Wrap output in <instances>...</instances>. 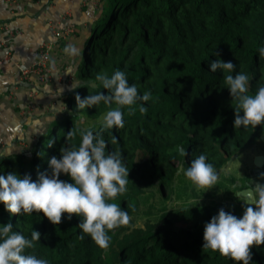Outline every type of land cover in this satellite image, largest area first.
<instances>
[{
    "label": "trees",
    "instance_id": "16d2710c",
    "mask_svg": "<svg viewBox=\"0 0 264 264\" xmlns=\"http://www.w3.org/2000/svg\"><path fill=\"white\" fill-rule=\"evenodd\" d=\"M97 1L96 7L89 1L83 8L87 24L76 34L81 56L62 94L61 118L54 116L30 147L0 153V174L14 172L33 181L38 173L50 174L52 156L59 159L61 149L79 146V132L68 138V131L79 127L95 134L108 111L103 102L78 109L75 96L108 94L97 75L123 71L129 85L141 96L150 92L151 99L138 101L131 115L124 107V126L102 132L105 152L121 153L129 169L127 191L110 202L130 217L147 202L143 227L130 220L109 231V247L101 249L77 227L76 215L69 220L64 214L53 225L42 213L10 214L2 203L0 226L11 223L29 239L33 230L39 232L40 240L26 251L48 264H234L202 248L203 230L220 209L242 216L236 192L248 187L250 177L237 185L235 177L224 175L205 194L182 169L203 154L217 172L239 148L264 135V124L233 127L237 101L224 79L247 75L251 95L264 86V57L258 51L264 47V0ZM216 59L231 61L234 71H210ZM59 179L72 182L66 174ZM249 264H264V244L251 248Z\"/></svg>",
    "mask_w": 264,
    "mask_h": 264
},
{
    "label": "clouds",
    "instance_id": "9594fccd",
    "mask_svg": "<svg viewBox=\"0 0 264 264\" xmlns=\"http://www.w3.org/2000/svg\"><path fill=\"white\" fill-rule=\"evenodd\" d=\"M258 51L264 57V47ZM64 52L74 58L81 56V49L71 44L64 48ZM209 66L214 73L218 70L231 73L235 69L231 61L223 62L220 59L211 61ZM96 79L108 94L98 92L83 98L77 94L75 101L78 109L90 108L101 102L109 106L102 120L101 131L93 134L91 129H70L68 138L75 137L79 132V146L61 149L59 159L52 156L48 161L51 173H38L35 181L28 175L21 178L14 172L0 174V203L13 215L42 213L53 225H59L64 214L69 220L76 215L80 217L77 227L82 233L88 235L99 248L106 249L111 239L108 232L128 225L131 217L119 204L110 202L127 191L129 169L122 162L121 153L105 152L108 145L102 138V132L113 127L122 128V109L128 107L129 115L133 114L132 106L138 101L150 100L151 93L139 95L137 87L129 85L125 73L120 70L110 76L99 74ZM224 79L230 96L237 101L233 127L255 128L264 124V86L251 95L248 94L247 75L229 74ZM71 87L75 89L79 85L72 84ZM62 91L59 89V94ZM139 111L144 114L147 108L140 106ZM112 142H116L115 137ZM182 171L198 188L211 189L218 180L214 166L207 162L203 154L193 159L190 166ZM61 174H66L72 182L59 179ZM260 178L264 179V173L260 174ZM247 190L250 202L244 204L242 216L237 217L220 209L203 230L202 248L218 252L234 264H249L251 248L264 244V184L252 181ZM39 240L40 233L37 231L33 230L29 239L13 231L11 223L3 224L0 226V264H48L46 259L37 258L26 251Z\"/></svg>",
    "mask_w": 264,
    "mask_h": 264
},
{
    "label": "crops",
    "instance_id": "0c3cea01",
    "mask_svg": "<svg viewBox=\"0 0 264 264\" xmlns=\"http://www.w3.org/2000/svg\"><path fill=\"white\" fill-rule=\"evenodd\" d=\"M87 3L17 0L13 4L0 0V153L26 146L27 137L33 140L43 128L37 123L41 117L60 115L62 94L78 59L65 53L64 48L69 44L80 48L76 32L86 24L83 8ZM67 23L73 26V32L58 34ZM42 44L51 46L48 76L30 74L23 79L19 68L38 59ZM59 89H63L61 94Z\"/></svg>",
    "mask_w": 264,
    "mask_h": 264
},
{
    "label": "rangeland",
    "instance_id": "374dc122",
    "mask_svg": "<svg viewBox=\"0 0 264 264\" xmlns=\"http://www.w3.org/2000/svg\"><path fill=\"white\" fill-rule=\"evenodd\" d=\"M84 1L85 0H82V3H84ZM86 1H90L93 7H96L99 4V1H97V0H86ZM67 24H69V23H67ZM78 30H77L76 34L78 33ZM76 37L78 38L77 35H76ZM62 114H63V109H62L60 115L58 114L56 117L61 118ZM53 118H54V116L53 117L51 116V118H49V119H44L43 117H41V119L38 120L39 122L37 121L38 126L43 125V128L40 131H42L46 127L47 123ZM260 139H259V137H254L251 139V142L248 143V145L239 148V151L230 157V159L227 161V164H225L224 167H222L221 169H219L217 171V175H218L217 181L221 180L222 176H224V175L225 176H233L236 178V184L239 185L240 183H242L241 178H246V176H248V177H250V179L247 181L248 186L252 183V181L256 182V183L264 184V179L260 178V174L264 173V163H263L262 167L260 168V170H261L260 172L253 173L254 156L258 155V154L264 155V135L262 136V139L261 140ZM25 141H26V146H21L20 148L14 150V151H17V150L20 151V149H26V148L31 146L32 138L27 137V138H25ZM240 141L245 142L247 140L242 137L240 139ZM202 189L204 190L205 194L211 192V189H207V188H202ZM243 189L238 190L240 192L237 191L236 195L238 197H240V201L242 202L243 211H244V204L246 202H250V194L247 190L248 187L243 188ZM205 196L207 197V195H205ZM151 200L152 199H149L148 203H150ZM188 200L192 201V199H188ZM215 200H218V198H216ZM146 204H147V202L142 203L140 206V209L131 217L132 224L135 225L136 227H141L144 224V221H145V212L144 211L147 208Z\"/></svg>",
    "mask_w": 264,
    "mask_h": 264
},
{
    "label": "built area",
    "instance_id": "2783aa9c",
    "mask_svg": "<svg viewBox=\"0 0 264 264\" xmlns=\"http://www.w3.org/2000/svg\"><path fill=\"white\" fill-rule=\"evenodd\" d=\"M10 3L15 4L17 0H7ZM73 32V26H70V24L65 25L61 33L58 34H63V35H69L70 33ZM51 46L47 44H42L39 47L38 54L39 57L37 60H35L31 65L25 66V67H20V73L23 79H26L30 74H36L41 77H47L48 72H49V63L51 60L50 57V51ZM3 62V59H0V64Z\"/></svg>",
    "mask_w": 264,
    "mask_h": 264
},
{
    "label": "water",
    "instance_id": "95a60500",
    "mask_svg": "<svg viewBox=\"0 0 264 264\" xmlns=\"http://www.w3.org/2000/svg\"><path fill=\"white\" fill-rule=\"evenodd\" d=\"M263 163H264V155L262 154L255 155L253 159V166H254L253 173L260 172L261 171L260 168L262 167Z\"/></svg>",
    "mask_w": 264,
    "mask_h": 264
}]
</instances>
